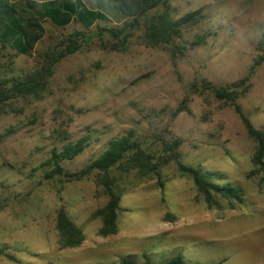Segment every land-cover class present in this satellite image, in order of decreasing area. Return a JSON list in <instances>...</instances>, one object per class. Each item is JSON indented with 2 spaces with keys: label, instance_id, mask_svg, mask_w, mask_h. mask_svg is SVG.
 <instances>
[{
  "label": "rangeland",
  "instance_id": "1",
  "mask_svg": "<svg viewBox=\"0 0 264 264\" xmlns=\"http://www.w3.org/2000/svg\"><path fill=\"white\" fill-rule=\"evenodd\" d=\"M82 1L107 16L99 27L128 20L120 0ZM164 8L173 19L191 15L170 42L144 44L141 23ZM141 23L121 43L90 27L86 43L54 64L40 99L0 115V264H120L124 257L161 264L175 255L184 264H264L255 141L233 106L210 90L245 78L235 102L264 131V0H165ZM41 24L30 55L0 45V77L22 75L60 38L82 29ZM83 136V149L59 162L65 175L46 178L51 150ZM122 136L152 161L167 159L145 173L109 168L119 196L115 231L100 235L103 186L96 171L72 174ZM177 162L217 187L235 188L236 196L210 190L206 202ZM59 208L81 233L77 245L59 244Z\"/></svg>",
  "mask_w": 264,
  "mask_h": 264
},
{
  "label": "trees",
  "instance_id": "2",
  "mask_svg": "<svg viewBox=\"0 0 264 264\" xmlns=\"http://www.w3.org/2000/svg\"><path fill=\"white\" fill-rule=\"evenodd\" d=\"M119 2V9L128 20H123L119 27L97 26V21H107V16L100 10L88 7L82 0H0V45L9 47L17 54L30 55L35 43L43 33L42 22L50 21L57 27H64L70 22L78 24L82 29L70 32L60 38L57 44L41 54L39 64L20 76L0 77V115L15 110L19 101L37 100L42 97L47 80L52 73L55 63L65 56L74 53L82 43L92 36L88 32L95 26L100 32L105 33L111 40L121 43L126 35L141 23L145 13L153 6L164 3L165 0H127ZM190 14L177 19L169 16L167 8L150 15L143 20L142 41L146 45L168 43L178 35L180 27L184 25ZM112 47V46H111ZM263 56L254 60L253 65L259 63ZM245 78L233 81L225 86H211L216 99L231 104L239 115L248 136L254 139L255 149L251 157V163L256 166L259 181L264 185V131L254 128L247 118L241 113L235 99L244 93L247 85ZM86 145V137L83 136L73 143L64 144L59 151L52 149L46 164L51 167L46 171L45 177L53 175H65L59 162L63 159H71ZM163 152L170 151L169 146L162 147ZM153 154L142 149L137 142H130L127 137H119L108 141L107 147L100 155L92 159L79 172L72 176L80 177L91 171H96V181L103 186L107 195V201L98 210L101 217V225L98 229L100 235H106L115 231L116 210L119 196L111 188V177L108 170L111 167L126 172L130 168H136L138 172L145 173L154 170L163 164L167 155L161 161H152ZM182 171L188 173L203 199L208 202L211 199L210 190H219L220 193L235 197V188L230 186L217 187L208 181L207 175L199 169L186 167L177 162ZM56 228L58 241L61 246L77 245L81 240L80 231L67 219L61 208L56 213ZM120 264H134L130 257H124ZM145 264H149L146 262ZM161 264H184L179 256L175 255Z\"/></svg>",
  "mask_w": 264,
  "mask_h": 264
}]
</instances>
